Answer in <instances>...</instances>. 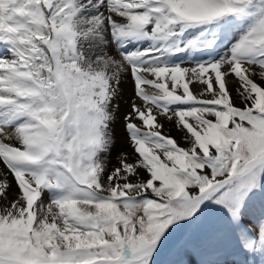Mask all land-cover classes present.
<instances>
[{
	"label": "snow or ice",
	"instance_id": "6c2138e0",
	"mask_svg": "<svg viewBox=\"0 0 264 264\" xmlns=\"http://www.w3.org/2000/svg\"><path fill=\"white\" fill-rule=\"evenodd\" d=\"M0 264H264V0H0Z\"/></svg>",
	"mask_w": 264,
	"mask_h": 264
},
{
	"label": "bare ground",
	"instance_id": "6f19581e",
	"mask_svg": "<svg viewBox=\"0 0 264 264\" xmlns=\"http://www.w3.org/2000/svg\"><path fill=\"white\" fill-rule=\"evenodd\" d=\"M121 110H122V112L126 110V106L123 103L121 106ZM116 133H117V137H118L117 149L119 150V149L123 148L125 150H130L128 148V145H127V140H126L125 134L122 130V122L117 124Z\"/></svg>",
	"mask_w": 264,
	"mask_h": 264
}]
</instances>
